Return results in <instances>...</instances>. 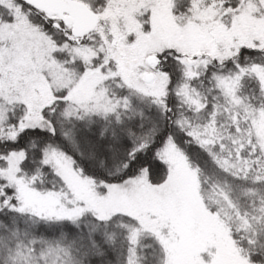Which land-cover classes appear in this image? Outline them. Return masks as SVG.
I'll return each mask as SVG.
<instances>
[{
    "label": "snow or ice",
    "instance_id": "snow-or-ice-1",
    "mask_svg": "<svg viewBox=\"0 0 264 264\" xmlns=\"http://www.w3.org/2000/svg\"><path fill=\"white\" fill-rule=\"evenodd\" d=\"M0 264H264V0H0Z\"/></svg>",
    "mask_w": 264,
    "mask_h": 264
}]
</instances>
